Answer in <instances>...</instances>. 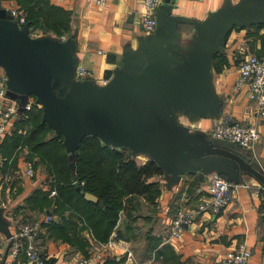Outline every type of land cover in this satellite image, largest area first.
Returning a JSON list of instances; mask_svg holds the SVG:
<instances>
[{"label":"crops","instance_id":"0c3cea01","mask_svg":"<svg viewBox=\"0 0 264 264\" xmlns=\"http://www.w3.org/2000/svg\"><path fill=\"white\" fill-rule=\"evenodd\" d=\"M248 1L161 0L156 29L147 33L142 25V0H109L105 8L96 7L92 0H49L67 13L71 29L63 36L38 32L40 37L72 41L68 56L72 72L76 75L84 67L96 88L128 68L132 76L152 69L158 59L171 83H179L190 70L206 29L230 22ZM15 3L0 0V9L16 8ZM210 51L197 106L165 111L171 127L163 154L150 143L115 148L138 164L157 163L163 170V175L155 178L160 196L156 207H145L148 214H144V221L135 224L146 231L144 237L140 235L142 240L117 238L127 248L116 245L113 250H105L106 243L96 245L90 256L100 254L102 258L95 264H211L243 244L252 252L249 264H264V119L245 93L234 94L241 63L248 56L264 58V0H254L237 25L215 36ZM21 115L15 116L0 141V163L5 162L2 144L13 135ZM227 117L257 126L261 138L254 148L244 150L212 138L211 130ZM24 160L19 153L12 168L20 185L19 193L15 188L9 191L15 199L7 194L9 201H5L0 187V264L6 261L8 237L17 233L23 222L36 217L27 209L26 200L35 190L47 187L46 174L41 169L35 170L33 178L24 175ZM215 174L235 185L232 203L218 215H200L182 239H171V221L176 212L209 198V184ZM52 214L47 211L38 220ZM37 244L45 257L61 264H75L79 257H85L53 240H37ZM20 264L28 262L22 258Z\"/></svg>","mask_w":264,"mask_h":264},{"label":"water","instance_id":"95a60500","mask_svg":"<svg viewBox=\"0 0 264 264\" xmlns=\"http://www.w3.org/2000/svg\"><path fill=\"white\" fill-rule=\"evenodd\" d=\"M253 1L249 0L230 22L206 29L192 66L179 83H171L158 59L152 69L132 76L128 68L101 88L89 79L76 81L68 61L72 41L33 38L29 25L20 27L6 9H0V72L7 78V95L19 101V113L25 111L29 98L35 97L43 108V121L57 136L64 137L70 156L89 136L113 148L150 143L163 154L171 127L165 111L197 106L212 39L237 25ZM85 198L98 202L90 193Z\"/></svg>","mask_w":264,"mask_h":264},{"label":"trees","instance_id":"16d2710c","mask_svg":"<svg viewBox=\"0 0 264 264\" xmlns=\"http://www.w3.org/2000/svg\"><path fill=\"white\" fill-rule=\"evenodd\" d=\"M15 1L33 31L52 32L57 36L70 31L67 13L51 5L49 0ZM36 108L22 113L13 135L7 137L1 147L5 160L0 163L1 174L5 175L10 169L12 159V168H15L19 153L23 154L26 146L31 152L26 159L31 161L36 156L35 170L41 169L48 175L47 189L35 190L26 200L27 209L36 217L22 225L32 224L40 215L52 211L50 223L42 225L37 240L67 244L74 253L85 257L90 256L96 245L108 243L114 233L119 240H129L124 229L130 226L119 227L120 215L125 213L136 223L141 218L138 214L146 206H157L160 186L155 178L162 176L163 170L154 161L138 164L123 151L106 146L93 136L82 141L71 159L64 137L57 136L43 121V108ZM52 190L57 191L55 197H50ZM86 193L95 195L98 202L88 201ZM85 231L90 236L84 234ZM22 258L27 261L24 251ZM55 261L50 259L49 263Z\"/></svg>","mask_w":264,"mask_h":264},{"label":"built area","instance_id":"2783aa9c","mask_svg":"<svg viewBox=\"0 0 264 264\" xmlns=\"http://www.w3.org/2000/svg\"><path fill=\"white\" fill-rule=\"evenodd\" d=\"M96 7L105 8L109 0H92ZM161 0H142V25L147 33H151L157 26V12ZM13 16L14 21L20 26L29 25L26 16L18 8H6ZM30 36L41 38L40 33L30 29ZM64 40V38H63ZM239 77L234 87V94L245 93L250 101L257 105V113L261 119H264V58L257 56H248L239 66ZM90 73L84 67H80L76 73V81H85L89 79ZM109 81H104L107 85ZM7 78L4 73L0 74V141L7 132L10 123L15 116L19 114L20 105L12 102L7 95ZM11 101V102H9ZM37 106L36 98L30 97L28 104L24 107L25 111H31ZM211 136L214 140L236 145L242 149H251L260 141V133L257 126L244 125L241 122L227 117L218 123L211 130ZM24 175L28 178L35 176V167L33 162L24 160ZM235 185L224 177L215 174L212 176L209 184L210 197L203 199L193 208H183L176 212L171 221V239H182L188 229L193 228L196 219L205 213L214 215L220 214L226 209L233 200V189ZM57 195L56 190H52L50 197ZM51 218L46 215L42 220H37L32 224L22 225L20 230L9 239L8 254L5 264H20L21 254L24 251L28 264H61L59 261L49 263L50 259L43 256L37 244V237L42 231V225L50 223ZM116 245L126 243L117 240V234L114 233L103 247L105 250H113ZM133 256L132 253H129ZM102 256L99 254L90 257H79L75 264H95ZM252 258V252L247 245H241L237 250L229 252L221 259L211 264H249Z\"/></svg>","mask_w":264,"mask_h":264},{"label":"rangeland","instance_id":"374dc122","mask_svg":"<svg viewBox=\"0 0 264 264\" xmlns=\"http://www.w3.org/2000/svg\"><path fill=\"white\" fill-rule=\"evenodd\" d=\"M12 2L14 1V2H16L15 0H11ZM17 3V2H16ZM15 3V4H16ZM19 7V5L18 4H16V8H18ZM20 8V7H19ZM18 8V9H19ZM21 11V10H20ZM25 15V14H24ZM28 130V129H27ZM23 135H26V132L23 134ZM26 155H28V157H30V155H31V152H30V150H29V148L28 147H26L25 146V151H24V153H23V156L26 158ZM71 159H74L73 158V156H71ZM33 163H36V161H37V158H36V156L33 158V159H30ZM13 165V164H12ZM12 165H10V169L9 170H7V172H6V174L4 175V174H1L0 173V187L1 188H3L2 190L4 191V197H3V199L5 200V201H9V198H6L5 196L8 194V195H10V193H9V191H12L14 188H15V190L14 191H18L19 192V188H20V185H19V181H18V178H17V175H15V170L14 169H12ZM46 174V173H45ZM48 175L46 174V180H47V177ZM11 197H10V199H15L14 197H12V196H14V195H10ZM148 214V212L146 211V209H143V211H141L138 215H140L141 216V221H140V219L135 223V221H133V220H129V218L127 217V215L124 213H122L121 215H120V221H119V227H121L122 225H123V228H125L126 227V225H128L129 224V229H124V231L126 232V237L127 238H129V240H134V241H138V240H142V238L140 237V235H142L143 237H144V234H146L145 232L146 231H141L140 229H139V227L138 226H135V224H138L139 222L140 223H142L144 220L143 219H145L144 217V214ZM139 216V217H140ZM128 218V219H127ZM121 222V223H120ZM122 224V225H121ZM142 232V233H141ZM141 233V234H140ZM84 234H86V235H89L90 236V233L88 234L87 233V231H85L84 232ZM148 234H150L149 232H148Z\"/></svg>","mask_w":264,"mask_h":264}]
</instances>
